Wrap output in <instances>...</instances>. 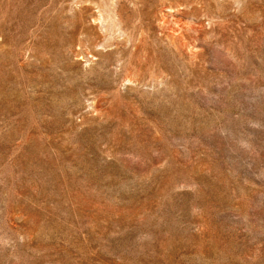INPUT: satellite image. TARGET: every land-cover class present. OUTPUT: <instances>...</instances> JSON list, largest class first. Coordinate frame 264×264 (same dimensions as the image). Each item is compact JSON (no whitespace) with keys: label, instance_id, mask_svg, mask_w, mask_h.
Wrapping results in <instances>:
<instances>
[{"label":"rangeland","instance_id":"374dc122","mask_svg":"<svg viewBox=\"0 0 264 264\" xmlns=\"http://www.w3.org/2000/svg\"><path fill=\"white\" fill-rule=\"evenodd\" d=\"M0 264H264V0H0Z\"/></svg>","mask_w":264,"mask_h":264},{"label":"bare ground","instance_id":"6f19581e","mask_svg":"<svg viewBox=\"0 0 264 264\" xmlns=\"http://www.w3.org/2000/svg\"><path fill=\"white\" fill-rule=\"evenodd\" d=\"M167 14V13H166Z\"/></svg>","mask_w":264,"mask_h":264}]
</instances>
